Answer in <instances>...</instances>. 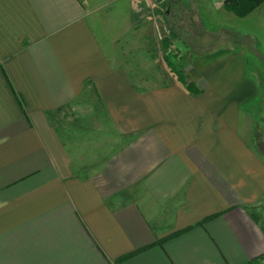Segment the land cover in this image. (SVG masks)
Here are the masks:
<instances>
[{
	"label": "crops",
	"instance_id": "crops-1",
	"mask_svg": "<svg viewBox=\"0 0 264 264\" xmlns=\"http://www.w3.org/2000/svg\"><path fill=\"white\" fill-rule=\"evenodd\" d=\"M224 1L0 0V264L264 259V101L246 50L200 37L230 21L264 51V1Z\"/></svg>",
	"mask_w": 264,
	"mask_h": 264
},
{
	"label": "rangeland",
	"instance_id": "rangeland-1",
	"mask_svg": "<svg viewBox=\"0 0 264 264\" xmlns=\"http://www.w3.org/2000/svg\"><path fill=\"white\" fill-rule=\"evenodd\" d=\"M149 13L150 11L147 10ZM207 17L208 22H213L214 20L216 23L219 22V18H215L214 12H207L205 14ZM120 16V14H119ZM95 17H97L100 20V23H96L94 25L95 31L98 32L99 37L102 35L107 34L108 38H111L112 36L114 38L117 37L119 31L120 25L123 22V18L114 16V12L112 10H107L103 8H99L96 10ZM225 20V18H223ZM98 22L97 20H95ZM255 25L254 22H252V27ZM205 28L208 31H214L216 34L208 35L209 33L204 30V28L200 27V37L203 42V47L210 51L211 53H217L218 55L226 53V51H229L231 49H244L247 53L246 58V65H247V74L250 76V78H253L259 88V97L260 101H264V51L259 50V42L256 40L257 37H254V39H250L248 37H244L242 35L237 34L241 32L242 25L239 24L238 26L231 25L230 21H224V26L220 25H206ZM253 28H256L254 26ZM189 33H192L195 29H198V27H190L187 29V27H184V30H189ZM187 32V31H186ZM236 32V33H234ZM157 33V32H156ZM258 49V51H256ZM220 59V58H219ZM219 59H216V62H221ZM205 60V59H204ZM209 60V59H208ZM205 60L204 62H206ZM264 104V103H262ZM261 109H264V106L261 107ZM256 110V109H255ZM264 111H260V113ZM60 114L64 115L65 117L66 112L63 111ZM263 119V118H259ZM257 127H259L260 130H258L262 136L264 137V123L257 122ZM264 140V139H263ZM257 215V214H256ZM260 219H262V222L264 223V211L261 213H258ZM257 215V216H258ZM258 217V218H259ZM258 264H264V259L261 260Z\"/></svg>",
	"mask_w": 264,
	"mask_h": 264
},
{
	"label": "trees",
	"instance_id": "trees-1",
	"mask_svg": "<svg viewBox=\"0 0 264 264\" xmlns=\"http://www.w3.org/2000/svg\"><path fill=\"white\" fill-rule=\"evenodd\" d=\"M264 0H225L224 1V9L238 18H244L250 15L253 11H255ZM178 78L181 82H185V86L187 91L192 94H198L200 91L194 84L187 83L182 74H178ZM258 129V128H257ZM264 137L262 134L257 131L255 133V142L259 153L264 156ZM262 257L249 264H258Z\"/></svg>",
	"mask_w": 264,
	"mask_h": 264
},
{
	"label": "built area",
	"instance_id": "built-area-1",
	"mask_svg": "<svg viewBox=\"0 0 264 264\" xmlns=\"http://www.w3.org/2000/svg\"><path fill=\"white\" fill-rule=\"evenodd\" d=\"M158 0H143L144 7L152 12L154 10V7L157 5Z\"/></svg>",
	"mask_w": 264,
	"mask_h": 264
}]
</instances>
